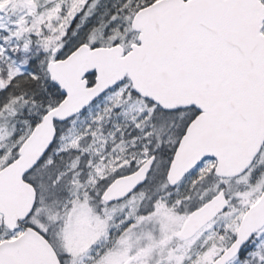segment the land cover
I'll return each instance as SVG.
<instances>
[{"label": "snow or ice", "instance_id": "snow-or-ice-1", "mask_svg": "<svg viewBox=\"0 0 264 264\" xmlns=\"http://www.w3.org/2000/svg\"><path fill=\"white\" fill-rule=\"evenodd\" d=\"M0 264H264V0H0Z\"/></svg>", "mask_w": 264, "mask_h": 264}]
</instances>
